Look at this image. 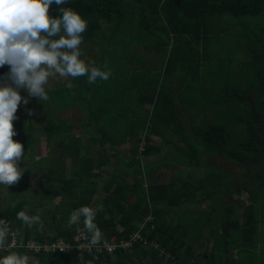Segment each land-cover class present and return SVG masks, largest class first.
Instances as JSON below:
<instances>
[{
  "label": "trees",
  "instance_id": "1",
  "mask_svg": "<svg viewBox=\"0 0 264 264\" xmlns=\"http://www.w3.org/2000/svg\"><path fill=\"white\" fill-rule=\"evenodd\" d=\"M55 6L57 5L53 4L50 8ZM63 7L72 8L87 21V29L82 34V43L94 38L96 33L100 34L103 25L106 27L110 26L112 28L110 30L111 33H115L119 30L126 34L127 38L125 42L123 41L126 44L134 43L128 40L129 36L147 38L152 43V48H150L152 50L150 51L162 54L166 52L164 54L166 55L165 59L163 60L166 61L163 74L164 77L168 78L171 82L176 80L173 78V73L176 71H178V73L181 71L182 74H184V72L191 74L189 72L193 71L195 60L191 54L195 53L193 51L194 47L199 48L200 46H204L202 41L206 40L208 36H213L212 34H215L216 37L225 36L227 34V32H224V29H222L223 27L219 28L217 21H224L226 16H232L237 19L264 18V2L262 0H70ZM49 15L56 17L62 14L58 9ZM238 25L244 27L241 22ZM258 33L259 38L264 37V26ZM103 37L106 38L105 35ZM259 38L257 42H259ZM144 46L147 45L144 43ZM251 47L249 53L251 52L252 57H260L261 59H259V63H257V60H251L252 62H249V67L252 71L250 81L248 80L249 82H242L241 76H238L239 74H233L232 81L226 82L222 90L218 92H216L219 89L217 84L210 85L205 89V84L202 83V93L199 96L181 98L182 101L185 99V103H189L188 109H200L202 112H209L211 116V118L206 119L204 117L206 124L201 126L194 125L193 115L189 114L188 118L185 119L187 120V124L192 128L196 127L190 132L193 137L189 138L190 143L187 144L189 148V150H187V156H190L196 151V147H199L201 153L204 152L232 161L237 168L244 169L246 173H259L252 177L257 182L255 188L258 194H254L253 189L255 188L253 185L251 187L243 184L237 186L238 193L245 191L249 198L252 197V199H250L251 203L244 207L243 214L245 221L240 226H238L237 219L230 218L233 215V204H231L233 202L226 200L229 206H226L224 209V218L227 222L233 221V223L230 222V224L237 225L240 229L238 232L241 233L242 238H245L243 242L242 239L239 242V255L244 251L245 246L256 238L257 227L252 215V207L253 202L257 201L256 196L258 197L260 195L264 197L262 195L264 192V45L259 49H255V46ZM131 49L137 50V45H135V47L131 46ZM147 49L149 48L147 47ZM155 53H150V55H155ZM151 60L152 59H146L138 63L135 56L131 54L128 59L129 62L127 63L129 67L131 66L132 68L128 69L127 76H122L121 78V82L129 83L130 85L128 88L124 87L125 89L115 87L114 92H116V94L113 98H102V100H100L96 85H93V91L91 93L85 94L87 106L95 107L88 116V125L92 130L95 128L97 131L96 137L92 139V141L98 145L96 152L99 149V152L105 150L104 143L111 140V138H108L106 131L100 129L99 126L103 122H109L110 124L112 122L115 125H119L121 121H124V119L126 120L125 117L123 118V116H126L123 114V110L126 108L125 113L131 117H128V123L123 127V130L119 129L117 133L123 137L124 142L129 143L127 150L130 153V157H121L118 150L115 148L117 144L109 143L110 145H114V147H107L108 151H113L109 158L105 156L99 159L80 158L75 168L80 176L78 178L73 177L74 179H72L76 183L79 182V184L73 182L74 187L80 185L77 189H73L72 186L69 185L71 179H65L62 172L58 174L59 169H57L55 165H50L51 168L49 167V159L45 160V158H42L39 160L42 162V165L35 169L36 172H30L28 174L23 172L19 179V186H31L30 180L32 175L36 177L39 176L40 178L52 176L47 179L48 185H46V192L44 191L43 194L48 196V200H50L51 197L61 196L64 201L62 207L68 204L69 208L73 209L75 208L73 205L77 204V196L74 192H82L84 189L80 188L81 186L95 187L97 183H99L96 178L101 179L103 175L98 176L97 174V176H95L96 174H92V170L103 167L110 161L111 165L101 169L105 173L110 172L108 173L110 177L116 175V185L112 190H110V187L114 182L107 185L104 190L106 195L103 197L102 203H104V199L109 203L112 197L114 205L109 204V206H102L100 203V207L95 212L96 215L94 219H99V227L103 230L105 238L109 239L115 236L117 240L127 239L132 232L138 229V224L148 216H151L153 220L149 222L148 225L149 227L150 225H154V230L147 233L145 232L149 230L147 227L146 229L142 228L143 232L148 234L150 239H157L166 251L176 256V252L173 251V246H171L168 239L166 240L164 237V234L167 233L166 229H164V217L168 213H175L173 207H178L180 204L187 203L192 199L196 200L198 191L203 190L205 186L209 188L212 181L206 180V182L198 179L200 182L197 181L195 185L192 183L187 184L182 181L181 187L178 188L175 186L177 178L171 179L170 183L167 184L160 183L155 181L148 170H139L135 173H129L125 165L121 164L123 159L149 155V153L154 150L153 146H148L151 143V137L160 139V136H162L156 124H167L171 121L175 122L177 119L176 111L167 107L169 104H171V107L175 106L171 98L166 101L165 106L167 108H165L158 103V98L154 96L155 87H158L159 81H155V83H153L155 79L151 82L148 81L149 77L145 71L147 67H151V65H149ZM138 66H142L140 69L141 71L135 72ZM195 68H197V66H195ZM7 71L8 69L5 73H7ZM197 73H199L198 70ZM3 75L0 77V86L10 83V81H6L7 78H5V83L2 81L1 78ZM246 76L248 77L249 75ZM179 78L180 76H178V79ZM135 83H137L140 90L148 92H146L147 95L141 101L129 103L126 93L130 92L129 90L133 88L132 85ZM140 85L143 86V88ZM77 86H74V99H76ZM189 88L190 86L187 87V89ZM193 90L198 89L194 88ZM161 92L163 91L159 88L157 95ZM47 93L49 96L48 101H39L35 97L30 99L29 103L31 107L40 109L39 114H35L34 111H31L32 114L29 115L30 109H28L26 115L25 113H20L19 118L12 121L13 130L16 133L13 138L15 142L22 138L21 145L23 147L27 146L25 148L27 149L39 138L38 132L40 135L41 133L47 135L49 137L47 140L53 138L55 133L64 139L71 136V145L65 144V140L59 141L67 146L70 145L67 148L59 149V154L63 157H66V155L79 157L80 152H85L86 146L80 144L81 138L83 137L73 136L70 132L67 133V137L62 136L67 128L65 124H67V121H72V119H59L57 117V115H64L71 111L69 108H65V106H69L68 98L72 92L66 87H63L62 89L47 91ZM117 100H122L126 106L117 110V105H115V101ZM163 100L164 99H162V101ZM199 101L201 102L200 106H198ZM105 103L108 104L103 105ZM146 103L152 105V112L155 113L154 121L149 120L146 116V111L149 110L144 109ZM65 109H67V112L61 113L64 112ZM187 110L185 109V111ZM56 113L58 114L56 115ZM41 114L45 115L46 122V124H42V127L38 126L35 122V119L38 120ZM170 116H172V118L168 119ZM203 122L204 120L202 123ZM177 123L181 122L177 121ZM113 124L108 126L109 131L116 128ZM240 125L244 127V130L240 131L238 134L230 131L233 127ZM22 126L26 127L27 135L25 140H29L28 142L23 141V137L19 133L20 127ZM92 130L88 132L91 133ZM83 132L88 136L89 133L86 130ZM193 139L199 140L197 143L200 146L195 144ZM63 143H59L58 145L60 146ZM140 143L143 145L142 151H139ZM48 147L49 150H51L50 144ZM118 158L121 161H117ZM191 161L192 160H190V163ZM57 162L59 163V161ZM46 168L48 169L47 172H45ZM32 170L33 168H30L27 171ZM41 170L45 172L44 175L40 172ZM117 174H123L124 176ZM207 174H210V176H207ZM131 175H133V177H131ZM215 175V173H206L201 179H213ZM261 177L262 181L259 180ZM54 181L58 182L60 185H54ZM106 184L107 182L105 185ZM208 190L210 191V189ZM83 192L88 196L92 194L88 189ZM108 193H110L109 197ZM228 193L232 195V192ZM70 196H72V198L68 199ZM120 196L122 198H120ZM130 197H136L137 200L131 203L126 199ZM203 199L210 201V195L204 196ZM15 202L16 207L14 209L9 205L5 207V210L0 211V219H4L7 222L10 230L7 238V245L10 243L12 235H15L17 240L22 243V246H16L9 250L3 249L0 251L1 255L6 256L11 252L27 255L30 259L29 264H132L131 254L119 251H116L113 255L99 254L90 256L87 254L81 262H78L77 255L74 251L69 253L45 254L29 250L26 247V244L30 241L29 239L33 238L36 242H44L52 241L59 237L69 238L77 225L71 227L65 225L70 218L71 212H69V215L64 216L63 210L59 209L56 213L52 214L54 219L50 218V222H54L53 224H49L50 228L53 230L52 234L46 235L45 232H42V234L33 233L32 230H37V227H26L21 221L16 219V214L24 209L26 202L23 200ZM91 202L92 200L88 201L84 206H89L91 208L93 205L90 204ZM69 203L71 205H69ZM117 215L119 217H117ZM41 220L42 219H40V221ZM207 221L210 222V220L204 216L201 222ZM171 222L178 221L172 220ZM198 222H200V218ZM94 223L96 224V222ZM79 226L83 228L82 223L79 224ZM119 229H121V231H119ZM171 229V231H173L175 227L172 226ZM255 241H257V239ZM229 244L232 245L230 246ZM223 245L225 249L223 248V251H221V255L223 256L221 258L222 260L227 258L228 253H231V250L235 248L232 241L223 243ZM134 254L141 255L144 258L149 256L152 264H175L171 260L164 262V258H161V260L158 255L149 252L140 245L134 246ZM198 258H200V263L197 264H205L211 262L213 256L208 255L207 259H205L204 256ZM140 261L142 260L140 259Z\"/></svg>",
  "mask_w": 264,
  "mask_h": 264
},
{
  "label": "rangeland",
  "instance_id": "2",
  "mask_svg": "<svg viewBox=\"0 0 264 264\" xmlns=\"http://www.w3.org/2000/svg\"><path fill=\"white\" fill-rule=\"evenodd\" d=\"M240 22L243 23V29L238 25ZM217 24L219 25V28L223 27L222 29H229L227 37L224 38L223 41L220 39L219 43H217V41L215 40V34H212L213 36H208L206 40L202 41L204 46H200L199 48L194 47L193 51L195 53L191 54L193 59L195 60L193 64V71L189 72L191 74H187L186 72L182 74L181 71L179 73L178 71L173 73V78H175L177 82L176 80H173L171 82L168 78L164 77L163 70L166 61L163 60L165 59L166 55L164 54L166 52L162 54L150 51L152 50L150 49L152 48V43L147 38L129 36L128 40L134 43L126 44L124 43L125 39L127 38L126 34L120 32L119 30L115 33H111L110 30L112 28L110 26L106 27L103 25L100 34L96 33L94 38L80 45V49L82 52L81 59L85 60L86 63L94 62L95 66L101 68H103V65L105 64V62H107L108 69L106 70H110L112 73L110 78L107 81L97 80L96 83L89 85L87 83V76L78 77V80L75 81L73 84L75 86V84L78 82L76 99L72 103H69V106H65V108H69L71 111L64 115H57L58 113H56L59 119H72V121H67V124H65L67 128L62 134V136L67 137L68 132H70L71 134H73V136L76 137L82 136L83 138H81L80 144H82L83 146L85 145V152L89 153H85L82 151L80 152L79 157H72L67 155L66 157H63L59 154V149H64L71 145V136H69V138L67 137L66 139H64L61 138L57 133H55L53 138L48 139V141L47 138L49 137L47 135H45L44 133H41L40 135V133L38 132L39 138L35 140V143L30 148L25 149L27 146L23 147L22 159L21 161H18L19 167L21 169H24L23 172H25L26 174L30 172H36L35 169L39 168L42 165V162L39 160L42 158H45V160L49 159V167L51 168L50 165H55V167L59 169L58 174L62 172L63 176H65V179H71V183H69V185H71L73 189H77L80 185H76L74 187L73 184L76 182H74L72 179H74L73 177L78 178L80 176L79 172L75 169L77 167V162L80 158L99 159L102 156L109 158L113 151H108L107 147H114V145H110L109 143L117 144L115 148L116 150H118L119 155L121 157H130V153L127 150V147H129V143L124 142L123 137L119 133H117V130H123V127L126 126L128 123V117H131L130 115H127L125 113L126 108L123 110V114L126 115L123 116V118L125 117L126 120L124 119V121H121L119 125H115L111 122V124L116 127L112 131L108 130V126L111 125L109 122H103L99 126L100 129L106 131L108 138H111L109 142L104 143L105 150H103L102 152H99L100 149L96 152L98 145L95 144L92 139L96 137L97 131L95 130V128L92 130L88 125V116L91 113V110L95 109V107L87 106L80 110H73V108L80 104V99L83 95L91 93L93 91V85L97 86L98 97L100 98V100H102V98H113V96H115L116 94V92H114L115 87L119 89L128 88L130 84L121 82V78L122 76H127L128 69L132 68L131 66L129 67V64L127 63L129 62L128 59L131 54L135 56L138 63H141V61L146 59H152L151 63H149L151 67H147V70L145 71L147 72L149 77L148 81L151 82L154 79L155 80L153 83H155V81H159L158 87H155L154 96L158 98L159 104L163 105V107L165 108H171L173 111H176V106L181 108V110H187L189 108V103H185V99L182 101L181 98L199 96L202 93V83L205 84V89H207L210 85L217 84L219 86V89L216 92H218L222 90L226 82L232 81L233 74H239L241 76L242 82H249L250 77L252 75L251 68L249 67V62H252L251 60H257V63H259V59H261L260 57H252L251 52L249 56V50L252 48L251 46H255V49H259L260 47H262V45H264V37L259 38L258 33L260 29L264 26V18L260 17L237 19L232 16H226L224 21L219 20L217 21ZM104 35L106 36V38L103 37ZM258 38L259 42H257ZM144 43L147 46H144ZM135 45H137V50L131 49V46L135 47ZM147 47L149 49H147ZM150 53H155V55H150ZM195 66H197V68H195ZM141 68L142 66H138L135 72H140ZM197 70L199 71V73H197ZM246 75H249V78ZM178 76H180L179 79ZM5 78L6 76L4 74L1 78L4 83ZM71 80V77H69L67 80L60 78H50L48 85L45 86L46 91L62 89L63 87H66V84L71 82ZM6 81L8 82V80ZM144 85L146 86L145 82ZM132 86L133 88L129 90L130 92L126 93L129 103H136L138 101H141L147 95L146 92L148 91L140 90L137 86V83L133 84ZM188 86H190L189 89H187ZM141 87L143 88V86ZM159 88H161L163 92L157 95ZM194 88L198 90H193ZM74 89L75 87L71 89V92H73ZM19 91L22 98L28 96L26 90L20 89ZM169 98H171L172 103L175 104V106L171 107V104H169L167 107L165 106L166 101ZM162 99L164 100L162 101ZM106 104L108 103H105L103 105ZM115 105H117V110H120L126 106V104H124L122 100L115 101ZM200 105L201 102L199 101L198 106ZM28 109L34 111L35 114L40 113L39 108H33L31 107L30 103L24 105L23 102H21V104L18 105L17 112L15 114L17 117L16 119L19 118L20 113H25L26 115V113H28ZM67 109H65V111L61 113H66ZM144 109H149L146 111V116L147 118H149V120L154 121L155 113L152 112V105L146 103L144 105ZM78 111L81 113H79ZM193 113L194 125L196 126L205 125V119L211 118L209 112H202L201 110H197ZM171 118L172 116H170L168 119ZM185 119L186 118L177 115V119L175 122L171 121L167 124L162 123V125L160 123L156 124V127L160 129V134H162V136H160L161 140L157 137H151L152 140L150 145L148 146H153L154 150L149 153V155H142L131 159H123V162L118 158L117 161H121V164L125 165L129 173H135L139 170H148L149 174L155 178V181L161 183H167L171 177L177 176V167L178 169L183 168L185 172L176 182V186H179V188L182 181L187 184H191V182L192 184H195V181H198L200 177H203L206 172L215 173L216 175L213 179H199L200 181H212V183L209 188L205 186L204 189L199 192V194L197 193L198 198L196 200L192 199L191 201H189V204H181L183 207L190 206L191 209H185L183 212L184 216L181 218L175 215V210V213H168L164 217L165 223L171 222L172 220H174V218L177 217L178 222H194L195 225H198L201 228L204 223L201 221L198 222V220L201 214H204L207 219H214L215 221L220 222V225L215 223L213 228V231L218 230V232L215 231L216 233H218L217 238H222V236L225 234V236L234 243V249H238L239 251V242L241 239L243 242L245 238H242L241 233L238 232V230H240L238 226H240L245 221L243 214L244 207L245 205L251 203L250 199H252V197L249 198L248 194L245 191L238 193L237 186H239V184L249 185L250 187L253 185V187L255 188V184H257V182L252 177L259 173H246L244 169L237 168L232 161H229L225 158L220 159L221 157L215 158V156L210 154L205 155L206 153L204 152L201 153L199 147H196V151L190 156H187V150H189L187 144L190 143L189 134L196 127H193V129L189 124H187V120ZM203 120L204 122L202 123ZM177 121H180L181 123H177ZM35 122L38 126L42 127V124H46L45 115L41 114L38 120L35 119ZM85 130L87 132L89 130H92V132H88L89 134L87 136V134L83 132ZM242 130H244V127L240 125L233 127L230 131L238 134ZM19 133L22 135L23 141H29L25 140L27 135L26 127H20ZM12 139L14 140L13 137ZM61 140H65L64 143L70 145L67 146L63 142H59ZM16 142L22 144V138L19 141L16 140ZM59 143L63 144L59 146ZM49 144L51 146V150H49ZM190 160H192L191 163ZM57 161H59V163ZM108 165H111L110 161H108L105 166L92 170V174H96L95 176H97V174L98 176H105H101V179L96 178L99 183H97L95 187H80L84 190L88 189L90 192H92L90 196L86 195V193L83 192L84 190H82V192H74L77 196V204L73 205L75 207L73 209L69 208L68 204H65L66 206L62 207L64 201L61 196L51 197L50 200H48V196L43 194L44 191L46 192V185H48L47 179L51 178L52 176L40 178L39 176L36 177L35 175H32V178L30 180L31 186L29 187H20L19 181L11 186H8V188L4 185H0V211L5 210V207L11 205L13 201L23 200L26 202V205L23 209L26 214H28L29 216H39V218L42 219L41 221L39 220V223L33 224V227H37V230H32V232H36L37 234H42V232H45L46 235L52 234L53 230L50 228L49 224H53L54 222H50V218H53L54 216H52V214L56 213L59 209H62L63 215L67 216L69 215V212H72L73 210L84 206L88 201L91 200L92 202L90 204H93L91 209L94 212L98 210V208L100 207V203L102 204V206H109V204L114 205L112 197L110 198L111 201H109V203L106 199H104V203H102V199L106 195L104 193V190L107 185L111 182H114L111 185L110 190H112L116 185V175L110 177V175L108 176V173L110 172L105 173L101 169ZM217 166L220 168H218ZM30 168H33V170L27 171ZM47 171L48 169L46 168L45 172ZM40 172L43 175L45 174L43 170H41ZM117 175L124 176L123 174ZM207 176H210V174H207ZM131 177H133V175H131ZM185 179L187 180L185 181ZM259 180L262 181V177ZM106 182L107 184L105 185ZM53 184L60 185L56 181H54ZM76 184H79V182ZM208 189H210V191ZM253 191L255 195L258 194L256 188L253 189ZM98 192H101V194L103 193V195L99 197V194H97ZM228 192H232V195H230ZM207 195H210V211L200 212L196 208L203 209L207 207V201H200L199 203L198 199H203L204 196ZM262 195L264 196V192L262 193ZM72 196H70L68 199H71ZM109 196L110 193H108V197ZM121 196L120 198H122ZM256 198L257 201L253 202L252 207V215L255 219L257 227L256 238H254L251 243H248L245 246L244 251H242L240 255L237 254L238 260H234L232 264H264V197L259 195L258 197L256 196ZM126 199L131 203H134L137 200L136 197H130ZM226 199L233 202L231 203L233 204V215H230V218L237 219L238 226H226L225 224L233 221L227 222L226 219L221 218L222 216H224V209L226 207L224 205L226 203ZM69 205L71 204L69 203ZM181 208L173 207V209H177L178 211H180ZM117 217L119 216L117 215ZM98 220L99 219H96L94 220V222H98ZM142 222L145 221L143 220ZM148 224L149 223H144L141 227H143L144 229L148 227V229H151V231L154 230L153 227L151 225L149 227ZM65 225L68 226V222H66ZM75 227H79V229H82L79 225ZM168 228L170 231L172 230L171 225H168ZM222 230L224 234L222 233ZM75 231L76 230H74L72 233H74ZM194 232V229L189 226L187 229V233H185V236L179 235L176 238V244L173 247V251L178 253V258L182 257V259H186V253L190 249V247L184 244L183 240L181 239H184L185 237L189 240H192ZM256 239L257 241H255ZM29 240L32 241L34 239L32 238ZM154 240L159 244V247L153 249L152 252L158 255V257L163 258L158 253L160 250H164V248L161 246L157 239ZM229 245L231 246L232 244ZM203 246L204 252L206 254H208L210 248H212L213 255L215 256L219 252L215 250L218 247L222 248L223 242L220 241L219 244L214 245V243L209 244L205 241ZM193 247L195 249L198 247V245H194ZM171 256L174 255H172L169 251L164 252V258L170 259L169 257ZM131 259L132 264H136V262L140 259L145 263L147 262V260H144L146 258H142L141 255L131 254Z\"/></svg>",
  "mask_w": 264,
  "mask_h": 264
},
{
  "label": "clouds",
  "instance_id": "3",
  "mask_svg": "<svg viewBox=\"0 0 264 264\" xmlns=\"http://www.w3.org/2000/svg\"><path fill=\"white\" fill-rule=\"evenodd\" d=\"M64 3L65 0H0V68L8 65L5 76L10 81L0 86V185L7 188L17 183L24 171L18 165L23 146L12 139L16 135L12 121L17 118L18 105L21 102L27 105L32 97L48 101L45 86L50 78L67 80L71 77V82L66 84V88L71 90L78 77L87 76V83L92 85L97 80L107 81L112 74L106 70L107 62L101 68L94 62L86 63L81 59L80 45L87 21L78 12L61 7L59 12L62 15H49L50 6ZM77 85L78 82L75 87ZM20 89L26 90L28 96L22 98ZM74 95L75 92L70 94L69 103L75 100ZM28 114H32L31 110ZM139 146V151H142L143 145L140 143ZM10 206L14 209L16 202L13 201ZM95 215L89 206H81L71 212L68 220L69 227L83 224L80 235L93 247L100 245L102 237L101 230L94 223ZM150 218V221L141 224L151 222V216L144 221ZM16 219L29 228L40 220L39 216H29L24 210L16 214ZM151 226L154 229V225ZM9 233L7 222L0 219V250L7 247ZM81 261L78 259V262ZM0 264H29V257L11 252L6 256L0 255Z\"/></svg>",
  "mask_w": 264,
  "mask_h": 264
},
{
  "label": "crops",
  "instance_id": "4",
  "mask_svg": "<svg viewBox=\"0 0 264 264\" xmlns=\"http://www.w3.org/2000/svg\"><path fill=\"white\" fill-rule=\"evenodd\" d=\"M263 2H264V0H262ZM241 27V26H240ZM242 29H243V27H241ZM228 31H229V29H226V28H224V32H227V34L225 35V36H220V37H215V40L217 41V43H219V41H220V39L223 41V39L224 38H226L227 37V35H228ZM249 56H250V53H249ZM238 76H240V75H238ZM85 95H83L82 97H81V99H80V104L78 105V106H75V108H73V110H80V109H82V108H85V107H87V102L85 101ZM198 110H200V109H198ZM183 111V112H182ZM194 111H197V110H195V109H193V108H190V109H188L187 111H185V110H181V108H179V107H177L176 106V113H177V115L178 116H182V117H184V118H188V116H189V114L190 115H193L194 113ZM202 111V110H201ZM79 112V111H78ZM79 113H81V112H79ZM192 113V114H191ZM189 136H190V138H192L193 136H191V134H189ZM197 141H199V140H196V139H193V142L195 143V144H197V145H199L198 143H197ZM200 146V145H199ZM205 155H209V154H205ZM210 157H213V156H210ZM215 158H220V157H217V156H215ZM220 159H222V158H220ZM179 166V165H178ZM181 166H183V165H181ZM183 170V171H182ZM185 172V170L183 169V168H180V169H178V167H177V169H176V173H177V176H174V177H171L170 179H169V181L167 182V183H170V180L172 179H176L177 178V180L182 176V174ZM207 173V172H206ZM205 173V174H206ZM153 177V176H152ZM176 177V178H175ZM204 177V176H203ZM203 177H200L199 179H201V178H203ZM154 178V177H153ZM155 179V178H154ZM177 180H176V182H177ZM185 180H187V179H185ZM161 183V182H160ZM166 183V184H167ZM192 183V182H191ZM197 183V181H195V184ZM194 184V185H195ZM175 186H176V184H175ZM176 187H178L179 188V186H176ZM180 187H181V185H180ZM199 192L200 191H198V194H199ZM99 194V197H101L102 195H103V193L101 194V192L100 193H98ZM198 194H196V199L198 198ZM231 199H233V198H231ZM199 200V203H200V201H207V207H205V208H203V209H199V208H196L198 211H200V212H208V211H210V209H209V207H210V202L208 201V200H203V199H198ZM227 200V199H226ZM226 200H225V202H226ZM187 204H189V202H187ZM224 206H229V203H225V205ZM179 208H181V210L180 211H178L177 209H173V210H175L176 211V216H178V217H183L184 215H183V210H185V209H187V208H190V206H186V207H183L181 204L178 206ZM191 209V208H190ZM193 209V208H192ZM195 209V208H194ZM204 214H201V216H200V221H202V219L204 218ZM222 219L224 218V216H222L221 217ZM225 219V218H224ZM174 220H176V221H178V219H177V217L176 218H174ZM180 221H181V219H180ZM204 223V225L203 226H201V228L198 226V225H195L194 224V222H167V223H165L164 222V229H166V231H167V233H165L164 234V236L166 237V239H168V241L170 242V245L171 246H175V244H176V238L179 236V235H184L185 236V233H187V229H188V227L190 226V227H192L193 229H194V234H193V237H192V240H189L188 238H185L184 237V239H181V240H183V243L184 244H186V245H188L189 247H190V249L188 250V252L186 253V259H182V257H180V258H178V253H176V256H171V257H169L170 259H168V258H164V252H167L166 250H163V252H159L158 254L159 255H161L163 258H164V262L165 261H168V260H171V261H173L175 264H197V263H200V258H198V257H200V256H204V258L205 259H207L208 258V255L210 256H213V258H212V260H211V262H209V263H205V264H232L233 262H234V260H237L238 259V249H232L231 250V253H228V257L227 258H225L224 260H222L221 258L223 257L222 255H221V251H223V248H224V245H223V247L221 248H217L215 251H219L215 256L213 255V249L212 248H210V251L208 252V255H206V253L204 252V242L206 241L207 243H209V244H211V243H214V245L215 244H219V242L220 241H222L223 243H226V242H229V241H231L230 239H228L226 236H225V234H224V232H223V230H222V233L224 234L223 236H222V238H217V234L218 233H216L215 231H217L218 232V230H214L213 231V228H214V224L215 223H217L218 225H220V222H217V221H215L214 219L213 220H210V222H203ZM233 223V222H232ZM96 225H97V227L101 230V233H102V237H101V241L102 240H107V238H105V236L103 235V230L99 227V223L98 222H96ZM168 225H171V226H174L175 227V229L173 230V231H170L169 230V228H168ZM226 226H232V224H230V223H227V224H225ZM225 225H223V226H225ZM213 226V227H212ZM138 229H139V226H138ZM137 229V230H138ZM119 231H121V229H119ZM149 231H151V229L150 230H148V231H145V232H149ZM142 232H143V230H142ZM75 233V232H74ZM74 233H72L71 234V236L69 237V238H63V237H61V239H63V240H65V241H68V242H71V243H73V235H74ZM144 233V232H143ZM145 235H147L148 236V234H146V233H144ZM115 236H112V237H110V238H114ZM109 238V239H110ZM128 239V238H127ZM53 241V240H52ZM52 241H44V242H52ZM194 245H198V247L197 248H195L194 249ZM225 249V248H224ZM75 253H76V255L78 256V253L75 251V250H73ZM73 251H71V252H73ZM53 254H59V253H53ZM132 255H134V252L132 253ZM85 256V255H84ZM83 256V257H84ZM142 258H144L143 256H141ZM151 258L149 257V256H147L146 257V259H144V260H147V264H152V261L150 260ZM161 259V258H160ZM167 259V260H166ZM162 260V259H161ZM140 263H145L144 261H140V260H138L137 262H136V264H140ZM145 263V264H146ZM170 264H172V263H170Z\"/></svg>",
  "mask_w": 264,
  "mask_h": 264
},
{
  "label": "built area",
  "instance_id": "5",
  "mask_svg": "<svg viewBox=\"0 0 264 264\" xmlns=\"http://www.w3.org/2000/svg\"><path fill=\"white\" fill-rule=\"evenodd\" d=\"M150 219L145 220V222L150 221ZM144 224V223H142ZM142 224L139 225V229L130 234L128 239H115L111 238L110 240H102L98 246H90L88 240L84 239L80 235V229H77L73 235V243L65 241L63 239H56L52 242H36L29 241L26 244V247L29 250H32L36 253H66L75 250L78 253V259L82 260L84 253L89 254L90 256H96L99 254L112 255L116 251L125 252L132 254L134 252V246L140 245L141 247L152 251L159 247V244L155 240L149 239L142 232ZM22 246V243L19 242L15 235H12L10 243L7 245L5 250L10 248ZM160 252H163L160 250Z\"/></svg>",
  "mask_w": 264,
  "mask_h": 264
},
{
  "label": "water",
  "instance_id": "6",
  "mask_svg": "<svg viewBox=\"0 0 264 264\" xmlns=\"http://www.w3.org/2000/svg\"><path fill=\"white\" fill-rule=\"evenodd\" d=\"M70 0H65V3L59 6H55L53 8L49 9V14L55 12L56 10H58L59 8L63 7L67 2H69ZM8 69V65H5L4 67H2L0 69V77L6 72V70ZM54 219V218H53Z\"/></svg>",
  "mask_w": 264,
  "mask_h": 264
}]
</instances>
